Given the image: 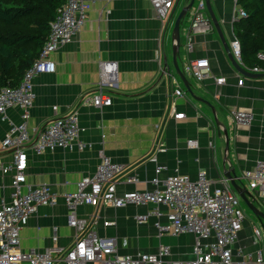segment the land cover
I'll list each match as a JSON object with an SVG mask.
<instances>
[{
  "label": "crops",
  "instance_id": "obj_1",
  "mask_svg": "<svg viewBox=\"0 0 264 264\" xmlns=\"http://www.w3.org/2000/svg\"><path fill=\"white\" fill-rule=\"evenodd\" d=\"M86 1L90 7L79 33L50 55L55 71L40 73L34 79L36 96L28 126L32 131L45 125L53 116L54 105L62 114L75 108L81 138L87 142V147L82 151L55 148L36 152L27 146V184L46 183L60 193L74 192L83 177L96 172L105 155L125 165L117 178L118 194L152 189L151 180L156 176L158 165L165 167L158 175L161 181L177 172L195 179L198 171L204 170L218 186L225 178L223 173L229 164L241 178L258 159H264V75L251 71L254 66L251 64L255 63L251 47L254 44L264 50V25L258 24L261 19L252 23L249 55L243 58L241 55L239 61L234 56L232 42L241 40L246 18L237 16L242 8L238 0H210L222 35L215 27L210 32L197 33L193 36L191 50L185 46L190 24L187 14L180 30L179 65L183 69L185 62L202 58L208 59L210 65V76L202 82H197L183 70L194 96L174 68L172 34L168 36L176 17L189 0H180L178 4L176 0L163 37V22L148 0ZM230 54L249 75L235 68ZM104 61L117 62L116 85L109 90L112 104L100 109L83 103L81 97L98 83ZM217 77H225L226 82L217 83ZM240 79L242 84H239ZM176 89H181L184 95L176 96ZM197 97L209 101L219 120L227 126L228 155L225 137L219 133L212 108ZM172 105H175L176 113H184L182 118L171 115ZM232 108L252 111L253 122L237 125L230 116ZM6 114V119L0 115V160L8 162L13 152L3 150L1 144L11 123H20L21 111L13 107ZM190 140L197 141V145H188ZM162 143L164 150H158L157 144ZM130 175H136L138 181L125 182V177ZM10 182L9 175L0 176V205L3 199H10ZM243 182L248 185L247 180ZM252 193L264 207V196L255 191ZM154 208L151 204L80 205L77 212L79 217L93 221L99 236L113 238L120 255L154 253L162 246H168L170 254L164 264L192 260L195 235H159L155 226L158 218L154 215H149L144 222L138 221L137 216L147 215ZM159 209L163 213L169 211L163 205ZM68 214L62 199L55 205L39 207L21 228L20 248L25 252L54 249V264H64L59 260L58 250L68 249L74 243L76 233L69 225ZM160 220L164 222L165 217ZM105 222L112 224L105 225ZM246 222L235 244L243 257L258 248L254 243L253 228L264 229V220ZM55 228L57 240H53Z\"/></svg>",
  "mask_w": 264,
  "mask_h": 264
},
{
  "label": "built area",
  "instance_id": "obj_2",
  "mask_svg": "<svg viewBox=\"0 0 264 264\" xmlns=\"http://www.w3.org/2000/svg\"><path fill=\"white\" fill-rule=\"evenodd\" d=\"M156 15L163 22V35L168 28L170 14L176 0H148ZM90 4L86 0H66L58 9L55 19L50 23V32L38 59L27 69L22 81L16 87L0 89V115L7 118V110L18 107L21 121L11 123L2 141L3 150H13V157L6 162L0 160V176L11 177L10 199H3L0 205V264H54V249L25 252L20 248V231L29 217L41 206L55 205L62 199L69 211V225L75 230V241L66 250L60 252V261L64 264H164L170 254L168 246H162L154 253H137L136 255L117 253L115 240L101 237L96 232L91 219L79 217L80 205H110L122 207L128 204L155 205L147 215H139V222L147 220L149 215L158 218L155 226L159 235H195L193 246L194 258L189 261H178L175 264H264V229L253 228L254 243L258 248L247 257L235 249L239 232L246 220L241 208V198L234 191L230 182L223 178L218 186L210 180L204 170H199L195 179L188 175L173 173L164 180L159 174L165 169L157 166L156 176L151 180L149 190L125 191L117 193V178L125 170V165L103 156L96 172L87 175L78 182L74 192L60 193L49 184L31 185L26 183L28 167L27 146L36 152L47 149L63 148L82 151L87 142L81 138V127L77 109L59 113L54 105L53 116L39 129L30 130L28 120L35 100L34 79L40 73L55 71V63L50 55L63 45L69 43L81 30L87 19ZM190 24L186 34V49L191 50L193 36L207 33L214 26L205 6V0H196L190 10ZM238 17H246L244 9H239ZM234 56L241 61V45L238 39L232 42ZM259 64L251 68L252 72L264 75V50L257 52ZM183 70L197 82L210 76V65L206 58L189 60L184 63ZM116 61L101 62L98 83L87 90L81 101L103 109L112 104L109 90L116 85ZM223 84L225 77L215 78ZM243 80H239L242 84ZM176 96L184 95L176 89ZM175 118H182L184 113H176L175 105L170 107ZM230 116L237 125H249L254 114L250 110H230ZM190 146L197 141L190 140ZM163 143L158 150H164ZM154 159V157H153ZM240 179L247 180V188L264 196V159H258L254 166L245 170ZM136 175L125 177V182L136 183ZM167 206L169 211L163 213L159 207ZM161 217H165L162 222ZM112 224L105 222V225ZM53 240H57V228L54 229Z\"/></svg>",
  "mask_w": 264,
  "mask_h": 264
},
{
  "label": "trees",
  "instance_id": "obj_3",
  "mask_svg": "<svg viewBox=\"0 0 264 264\" xmlns=\"http://www.w3.org/2000/svg\"><path fill=\"white\" fill-rule=\"evenodd\" d=\"M66 0H0V89L16 87L27 69L38 59L50 32V23ZM247 13L244 33L240 35L241 55L247 49L257 19L264 25V0H238ZM259 64L258 45L251 47ZM251 53V54H252ZM239 183L244 185L243 179Z\"/></svg>",
  "mask_w": 264,
  "mask_h": 264
},
{
  "label": "water",
  "instance_id": "obj_4",
  "mask_svg": "<svg viewBox=\"0 0 264 264\" xmlns=\"http://www.w3.org/2000/svg\"><path fill=\"white\" fill-rule=\"evenodd\" d=\"M180 0H177V4L179 3ZM196 0H189L188 4L185 5L180 13L178 14V16L175 19L174 22V27L172 30V39H173V45H172V51H173V65L174 68L177 72V74L180 76V78L182 79V81L184 82L187 90L189 93L193 94V91L191 89V85L190 82L188 80V78L186 77L185 72L183 71V69L180 67L179 65V59H180V50L182 47L181 44V25L183 24V20L186 18L187 14L190 13V10L194 4ZM205 6L206 9L209 13V16L211 18V21L214 25V27L217 29V31L221 34V29L219 26V23L217 21V18L214 14V11L212 9L211 6V2L210 0H205ZM172 16V14H171ZM230 57L232 59L233 65L235 66V68L239 71H241L242 73L249 75L250 73H248L247 71H245L234 59V57L230 54ZM167 58L165 60V65L167 66ZM195 96V95H194ZM197 99L203 101L204 103H207L213 110V113L215 115V122L217 124V126L219 127V133L224 135L225 137V152L228 155L229 152V134H228V130H227V126L219 120L218 116L215 114V107L207 100L201 98V97H197ZM13 152V150H12ZM226 155V161H228V156ZM224 177L230 182L231 186L233 187L234 191L239 195V197L245 202V204L249 207V209L253 212V214L259 219V220H264V211L262 210V206L258 204L256 198L254 197L253 193L247 188V186L239 183V176L236 174L235 169L230 167L226 168V170L224 171Z\"/></svg>",
  "mask_w": 264,
  "mask_h": 264
},
{
  "label": "rangeland",
  "instance_id": "obj_5",
  "mask_svg": "<svg viewBox=\"0 0 264 264\" xmlns=\"http://www.w3.org/2000/svg\"><path fill=\"white\" fill-rule=\"evenodd\" d=\"M172 34V30L169 31L168 36H171ZM169 47V46H168ZM241 208L242 210L245 212L246 220L248 224H251L252 222L254 223H260V220L253 214V212L249 209V207L245 204V202L243 200H241ZM262 210L264 211V207H261ZM264 224V222H263Z\"/></svg>",
  "mask_w": 264,
  "mask_h": 264
},
{
  "label": "bare ground",
  "instance_id": "obj_6",
  "mask_svg": "<svg viewBox=\"0 0 264 264\" xmlns=\"http://www.w3.org/2000/svg\"><path fill=\"white\" fill-rule=\"evenodd\" d=\"M176 2V1H175Z\"/></svg>",
  "mask_w": 264,
  "mask_h": 264
}]
</instances>
